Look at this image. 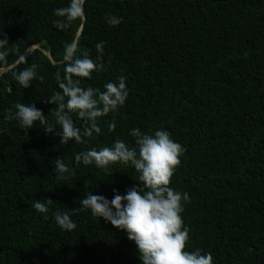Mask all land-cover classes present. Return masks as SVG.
Listing matches in <instances>:
<instances>
[{
	"label": "trees",
	"instance_id": "trees-1",
	"mask_svg": "<svg viewBox=\"0 0 264 264\" xmlns=\"http://www.w3.org/2000/svg\"><path fill=\"white\" fill-rule=\"evenodd\" d=\"M10 66L0 264H264V0H0Z\"/></svg>",
	"mask_w": 264,
	"mask_h": 264
},
{
	"label": "water",
	"instance_id": "water-1",
	"mask_svg": "<svg viewBox=\"0 0 264 264\" xmlns=\"http://www.w3.org/2000/svg\"><path fill=\"white\" fill-rule=\"evenodd\" d=\"M81 10V9H80ZM35 47H39V46H32V47H29V48H27L26 50H25V52H24V54L17 60V62L15 63V64H17L18 62H20L21 60H23V59H25L27 56H28V54H29V51L30 50H32L33 48H35ZM48 56H50V52L48 51V50H45V49H43V48H41ZM14 64V65H15ZM14 65H12V66H14ZM12 66H10V67H6V68H0V72H5V71H7V70H9Z\"/></svg>",
	"mask_w": 264,
	"mask_h": 264
}]
</instances>
